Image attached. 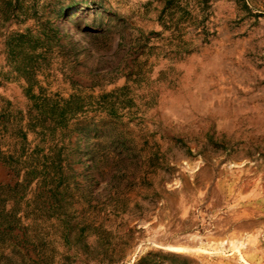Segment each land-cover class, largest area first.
I'll use <instances>...</instances> for the list:
<instances>
[{
	"label": "rangeland",
	"instance_id": "obj_1",
	"mask_svg": "<svg viewBox=\"0 0 264 264\" xmlns=\"http://www.w3.org/2000/svg\"><path fill=\"white\" fill-rule=\"evenodd\" d=\"M0 264H264V0H0Z\"/></svg>",
	"mask_w": 264,
	"mask_h": 264
},
{
	"label": "bare ground",
	"instance_id": "obj_2",
	"mask_svg": "<svg viewBox=\"0 0 264 264\" xmlns=\"http://www.w3.org/2000/svg\"><path fill=\"white\" fill-rule=\"evenodd\" d=\"M71 23V20H66L64 22V24H70ZM71 34H74V33H77L76 32V27L74 25L71 24V31H70ZM168 248H174V247H168ZM180 249V250H191L189 248H186V247H182V248H177V250ZM174 251V250H173Z\"/></svg>",
	"mask_w": 264,
	"mask_h": 264
}]
</instances>
